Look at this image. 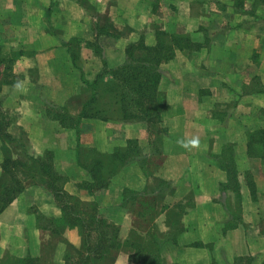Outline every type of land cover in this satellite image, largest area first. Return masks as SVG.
<instances>
[{"label": "crops", "instance_id": "1", "mask_svg": "<svg viewBox=\"0 0 264 264\" xmlns=\"http://www.w3.org/2000/svg\"><path fill=\"white\" fill-rule=\"evenodd\" d=\"M104 20L113 36H99ZM156 30L211 40L210 49L178 52L161 67L167 108L158 127L166 133L111 113L103 120L94 107L79 119L92 95L84 81L103 73V59L110 70L123 66L131 44L144 38L155 45ZM73 40L82 70L66 46ZM0 48L23 53L0 91L8 132L31 156L52 152L56 170L68 177L65 191L96 203L118 226L123 248L114 264H142L125 247L132 239L156 240L164 264H264V164L248 156L246 143L249 132L264 129V94L253 89L256 77L264 85V0H0ZM227 145H235L239 192L217 159ZM19 146L11 145L14 160L23 158ZM117 150L128 164L107 188L95 196L79 190L91 182L79 155L91 163ZM4 159L0 140V180ZM125 191L135 200L125 203ZM152 200L153 222L141 229ZM33 212L62 216L49 191L28 184L0 214V264L28 255L65 264L66 244L39 227ZM64 238L79 247L77 232Z\"/></svg>", "mask_w": 264, "mask_h": 264}, {"label": "trees", "instance_id": "2", "mask_svg": "<svg viewBox=\"0 0 264 264\" xmlns=\"http://www.w3.org/2000/svg\"><path fill=\"white\" fill-rule=\"evenodd\" d=\"M104 21L98 27L99 36H113L108 21ZM155 32L156 43L154 46H148L144 38H141L137 44H131L127 48V59L123 66L110 70L107 68L106 60L103 59L105 65L103 73L93 83L84 81L91 89L92 95L85 101L84 111L79 119L89 118L91 116L90 109L94 107L96 117L103 120L108 119V115L111 113L123 121L146 122L149 129L155 132L158 124L162 123L163 114L167 108L166 97L160 89L162 65L175 60L178 52H200L205 48L210 49L211 45L208 34H205L203 43H197L188 35H173L161 30ZM66 46L73 62L79 70H82L78 62L79 40H73ZM94 47L95 54L99 58L102 57L101 49L96 45ZM22 56V52L5 54L0 48V91L5 84L12 82L13 67ZM104 75H110L111 79L104 82ZM253 89L255 94H264V85L258 77L254 80ZM8 126L9 123L0 100V140L5 155L4 175L0 180V214L26 190L28 184L44 187L53 195L57 206L61 208L62 216L60 219H48L37 212H33V214L36 215L39 227L50 232L53 238L66 244L64 263L114 264L117 254L123 248L118 240V226L101 215L96 203L83 202L77 196L70 195L65 191L64 187L68 183V177L56 170L52 152H46L41 157L31 156L28 144L14 139L8 132ZM157 132L159 136L166 133L160 126L157 128ZM13 143H18L19 148L24 150L21 160L13 158L11 150ZM246 143L248 156L264 164V129L249 132L246 135ZM87 152L83 151L82 157ZM97 156L99 158H94L91 163H82V157L79 155V163L91 176V182L80 183L77 188L86 191L91 196L106 189L111 178L128 164L127 156L121 150H117L109 156ZM235 158V145H227L222 155L217 159L221 167L226 170L234 189L239 192ZM250 189L254 194V186L251 184ZM135 198V193L125 191V203L135 200ZM155 202L152 200L151 204L146 203L151 206L152 214H141L140 228L141 225L145 228L151 226L152 217L155 216L152 208ZM69 231L78 233L81 241L79 247H75L65 240V233ZM133 234L137 237L135 231ZM153 243L144 245L132 239L126 243L125 247L135 251V255L140 258L137 260H140L139 262L142 264H164L159 253L160 247L156 240ZM51 248L48 246L45 250L47 255L52 252ZM42 261V259L28 255L25 259L17 260L12 264H52L48 258L46 261Z\"/></svg>", "mask_w": 264, "mask_h": 264}, {"label": "clouds", "instance_id": "3", "mask_svg": "<svg viewBox=\"0 0 264 264\" xmlns=\"http://www.w3.org/2000/svg\"><path fill=\"white\" fill-rule=\"evenodd\" d=\"M192 143H193V144H196V143H197V141H193Z\"/></svg>", "mask_w": 264, "mask_h": 264}, {"label": "rangeland", "instance_id": "4", "mask_svg": "<svg viewBox=\"0 0 264 264\" xmlns=\"http://www.w3.org/2000/svg\"><path fill=\"white\" fill-rule=\"evenodd\" d=\"M259 161V160H258ZM76 232V231H75ZM78 234V233H77ZM80 243H81V241H80ZM79 246H80V244H79ZM43 264H45V263H43Z\"/></svg>", "mask_w": 264, "mask_h": 264}]
</instances>
